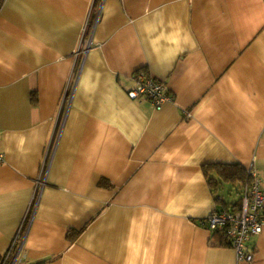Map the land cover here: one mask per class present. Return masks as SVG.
<instances>
[{"label":"crops","instance_id":"1","mask_svg":"<svg viewBox=\"0 0 264 264\" xmlns=\"http://www.w3.org/2000/svg\"><path fill=\"white\" fill-rule=\"evenodd\" d=\"M0 153L11 264H264L202 225L264 193V0H1Z\"/></svg>","mask_w":264,"mask_h":264},{"label":"built area","instance_id":"2","mask_svg":"<svg viewBox=\"0 0 264 264\" xmlns=\"http://www.w3.org/2000/svg\"><path fill=\"white\" fill-rule=\"evenodd\" d=\"M84 51V48H80ZM133 99H150L157 108H161L166 99L165 86L151 77L143 74L135 76V85L129 91ZM3 154L0 153V161ZM249 181L243 191L240 208L218 211L202 221V225L209 232H223L228 238L230 247L235 250L239 262L251 263L254 254L249 252L247 244L251 236L259 235L263 231L264 193L262 181L254 169L249 171ZM41 187V186H39ZM0 264L9 263V256H0Z\"/></svg>","mask_w":264,"mask_h":264},{"label":"trees","instance_id":"3","mask_svg":"<svg viewBox=\"0 0 264 264\" xmlns=\"http://www.w3.org/2000/svg\"><path fill=\"white\" fill-rule=\"evenodd\" d=\"M1 1V0H0ZM216 167L217 168H219L220 167V165H210V166H207V167H205V170H206V172L207 171H210L211 172V170L212 169H216ZM224 169H227V168H224ZM237 173H235L234 172V174L233 173H231L230 174V176H229V180L228 181H233V182H235L236 180H241V181H243L244 182V185L246 184V183H248V181H249V172H247V174L245 173V175L243 176L242 175V173L240 172V171H238V169H237V171H236ZM208 173V172H207ZM208 175V174H207ZM240 176H243L242 178L240 177ZM211 181V183H213L214 184V182H213V180H210ZM218 236V237H217ZM212 240H214V244L215 245H224V244H227V245H229V242H228V238L225 236V234L223 233V232H216L215 234H214V236H213V238H212Z\"/></svg>","mask_w":264,"mask_h":264},{"label":"rangeland","instance_id":"4","mask_svg":"<svg viewBox=\"0 0 264 264\" xmlns=\"http://www.w3.org/2000/svg\"><path fill=\"white\" fill-rule=\"evenodd\" d=\"M226 195L228 196L229 193L226 192ZM237 198H238V194H237V193H234V192H233V194L230 196L231 201H236ZM228 199H229V198H228Z\"/></svg>","mask_w":264,"mask_h":264}]
</instances>
